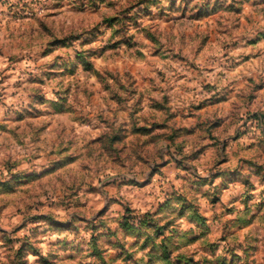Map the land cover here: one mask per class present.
<instances>
[{"label":"rangeland","instance_id":"rangeland-1","mask_svg":"<svg viewBox=\"0 0 264 264\" xmlns=\"http://www.w3.org/2000/svg\"><path fill=\"white\" fill-rule=\"evenodd\" d=\"M0 264H264V0H0Z\"/></svg>","mask_w":264,"mask_h":264}]
</instances>
